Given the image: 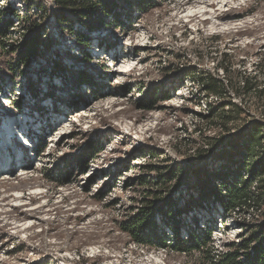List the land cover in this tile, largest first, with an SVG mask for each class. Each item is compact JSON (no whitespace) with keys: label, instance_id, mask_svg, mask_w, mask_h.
Instances as JSON below:
<instances>
[{"label":"rangeland","instance_id":"374dc122","mask_svg":"<svg viewBox=\"0 0 264 264\" xmlns=\"http://www.w3.org/2000/svg\"><path fill=\"white\" fill-rule=\"evenodd\" d=\"M202 1H151L144 11L127 20L124 16V28L86 26L78 20L80 31L94 44L87 49L91 60L75 58L74 72L66 68L65 73L68 81L71 74L75 77L74 83L90 73L91 85H71L70 100H81L75 108L83 111L66 103L69 85H54L60 102L55 109L62 117L50 131H43L46 136L41 135L37 147L41 152L34 157L28 151L35 167L27 178L15 177L14 169L12 179H0V264L202 263L198 251L185 254L139 245L122 229L142 205L158 200L152 190L174 194L184 204L195 191L193 174L177 170L220 168L222 145L230 135H246L254 122L264 123V99L252 93L235 95L230 87L222 95L225 75L232 82L227 85L237 86L240 72L255 74L258 62H264V0H230L218 16L222 24L217 29L212 19L184 17L189 6ZM211 7L216 9V3ZM92 32L111 39L99 42L106 50L110 47L113 61L98 59L101 51ZM15 58L0 42V74L15 86H30L33 74L14 66ZM119 60L126 65L123 77L114 72ZM77 67L84 72L77 74ZM222 67L228 69L225 74ZM40 70L35 79L47 78ZM206 78L208 83L220 81L218 98L201 92ZM231 100L238 107L227 104ZM146 102L154 107L146 111ZM64 123L69 132L61 135ZM207 147L220 150L202 160L197 152ZM0 160L4 178L9 167L2 156ZM146 165L157 168L150 171ZM160 175L167 183L157 182ZM142 176L149 183L143 185ZM156 220L160 230L171 234L161 216ZM181 221L182 236L191 228H213L210 244L215 252H223L241 235L247 237L250 227L264 224V205L227 214L210 199Z\"/></svg>","mask_w":264,"mask_h":264},{"label":"trees","instance_id":"16d2710c","mask_svg":"<svg viewBox=\"0 0 264 264\" xmlns=\"http://www.w3.org/2000/svg\"><path fill=\"white\" fill-rule=\"evenodd\" d=\"M27 1L34 2L35 0ZM116 1L57 0L59 6L57 22L62 28H67L75 33L78 40L86 45L88 44L86 35L79 31H74L72 20L68 14L72 13L80 19H93L94 23L103 24L104 21L99 15L114 13ZM143 3H146V1H140V4ZM117 17L114 22L120 24L121 21ZM29 22L30 29L33 31L29 38L20 46L18 63H27L30 57L36 55L40 47L46 43L44 34H46L47 27L38 24L33 17L29 18ZM84 22L89 26L92 25L89 20L84 19ZM8 24L9 22H4L0 26V35L7 34L9 30ZM2 42L5 44V41ZM13 50L16 49L13 47ZM226 55L227 53H225ZM263 63L258 62L257 68L260 71L255 74L240 72L241 81L237 86L227 85L228 83L232 84V82L229 79H224L227 76L225 75L222 78V95H227V88L230 87L235 90V95L252 93L257 95L259 99H264ZM222 71L225 74V71H228L227 67H222ZM82 77L85 78V75H82ZM207 79L202 80L201 92L218 97V90L221 85H216V83L220 84V81L216 80V83H208ZM73 84L76 85L75 83ZM225 104L224 102L222 105ZM227 104L238 107L232 100ZM153 107V102H146V104L142 105V108L146 111L151 110ZM263 130L264 123L256 121L251 125L248 134L244 135L240 132L230 135L229 140L222 145V165L216 170H207L206 167L202 166L191 169H178L176 174L183 172L187 175V172L193 174L195 191L189 194V198L185 199L184 204L181 205L180 200L174 194H163L159 190H152L150 194H154L158 200L152 199L142 205L128 221L123 223V231L127 232L133 242L139 245L171 249L185 254H192V252L198 251L201 254V264H264V224L250 227L247 237L241 235L237 242L230 243L228 249L223 252H215V247L210 244L212 242L211 236L214 232L213 228L200 230L191 228L187 236H182L181 234L183 215L187 216L188 212L193 209L202 208L210 199L220 204L227 214L255 207L261 208L264 205ZM208 148L200 149L197 152V156L203 160L213 151ZM219 150L213 151V155ZM146 168L151 171L157 167L146 165ZM189 177L187 178L189 179ZM141 180L143 185L149 183L147 177L142 176ZM156 180H158L159 184L167 183V181L162 179L161 175ZM180 180L181 178L175 185L177 188L181 184ZM144 200H147V198ZM157 216H161V221L169 225L172 231L171 234H168L165 229L161 228L160 230L161 224L157 222Z\"/></svg>","mask_w":264,"mask_h":264},{"label":"built area","instance_id":"2783aa9c","mask_svg":"<svg viewBox=\"0 0 264 264\" xmlns=\"http://www.w3.org/2000/svg\"><path fill=\"white\" fill-rule=\"evenodd\" d=\"M140 1H146V3L140 4ZM151 1L156 2V0H117L116 6L114 7L115 14L111 13L107 15H99L104 21L103 24L99 22L94 23L93 19H84L89 20V22L92 24L91 26L101 27L102 25H105V27H107L109 25H114L124 28V16H127V20L131 17L132 13L137 11H144V9L150 5ZM58 11L59 6L57 0H35L34 2H28L27 0H0V26H2L4 22H9V30L6 35H0V42L5 41V46L7 47V49L12 50V53L15 54L16 58L15 60H12L14 66H18L19 68H21V70L26 68L24 72L27 73V75L33 74L31 77L32 83L30 84V86H27L28 84L25 83H22L20 86H15L13 82H7L8 80L6 78H9V76L0 74V119L1 121H3V125L5 124V122H7L8 126V124L13 123L14 121L18 120L17 122L20 123L27 118H31L29 116H26V114L29 111V105L31 103H34L35 105L33 106V108L34 110H36L35 116L40 118H32V121H36V124H40L39 126H36L37 131H39L40 134L38 135V138H40L41 135L45 137L46 133L49 131L47 130L46 133H43L44 130L39 129V127H41L42 120H46L49 117L51 120L57 118V121H61V119L58 120L59 114L54 112V110L50 113H47L46 111H38L42 103L46 104L47 106H51L50 108H53L54 103H56L57 105H60V103L58 101H52L50 99L52 96H47L45 100L39 101L41 99L39 91L40 79H38V77L35 79V76L41 73L40 69H44L43 73L48 75L47 78H52L50 84L53 87L54 85H69L67 74L65 73L66 68H70L72 72H74V68L75 66H77V63L74 59H78V57L83 56L84 60H91L89 58L90 54L88 53L87 49L91 46H94V44L86 34L85 35L88 39V44L85 45L78 40L75 33L71 32L67 28H62L57 22ZM68 16L72 20L74 31L83 33L79 29L81 26H77V24H79L78 20L81 21L84 25L89 26L84 22L83 18L80 19L72 13H69ZM116 16H118L117 18L120 19V24H116V22H114ZM30 17L35 18L38 24H42L47 27L46 34H44V40L46 41V43L45 45H42L40 47L39 52L36 55L30 57L27 63H18L17 54H19L20 52V46L29 38L33 31L30 29ZM91 35L92 39L94 38V40H98L97 42H95L96 46L100 49L99 51H101V53L98 55V59H111L113 61L111 50L108 49L110 47L108 46L106 50L104 46L99 42L105 41V43H109V40L111 39L104 38L105 35L101 34L100 32H92ZM112 39L116 40L115 38ZM13 47L16 50H13ZM82 47H84L85 49H83ZM83 72L84 70L82 71L78 69L77 74ZM71 76L72 79L75 78L72 74ZM41 77H43V75ZM89 78H91L90 73H85V78L78 77V81L75 84H79L80 87H83L84 85H91L90 82H88L90 81ZM7 88L10 89L7 90ZM26 100H28V102ZM47 100H51V102L46 103ZM52 102L53 104H51ZM80 102L81 100H78L72 102L71 104L75 105L76 103L79 104ZM72 111L68 113L72 114ZM68 113L66 115H68ZM9 115H12V117H9ZM14 132L15 133H13V136H16V139L18 138L20 141L22 140L21 143L23 141H27L26 144L22 143L27 145L26 147L22 146L21 144L20 146L25 148L27 151H33L34 157L41 152H38V149H32L34 143L32 142L31 137H29L28 134L24 132V130L15 129ZM36 142L40 143L41 139L40 141H37L36 139ZM1 143L2 141H0V144ZM20 168V165L19 167L14 168L16 169V172L18 171L17 174L20 173ZM24 173L25 171L21 172V174ZM13 174L4 178H1L0 176V179L13 178ZM17 174H15V177L17 176Z\"/></svg>","mask_w":264,"mask_h":264},{"label":"bare ground","instance_id":"6f19581e","mask_svg":"<svg viewBox=\"0 0 264 264\" xmlns=\"http://www.w3.org/2000/svg\"><path fill=\"white\" fill-rule=\"evenodd\" d=\"M229 2H230V0H208V1L203 0L202 2L198 3V5L189 6L185 11L184 17H186V18L202 17L203 20L212 19V20H214L212 23V27L217 29V27L222 24V20L218 16L220 14L222 15V12L224 11V10L222 11V9L226 8L228 6ZM213 3H216V5H217L216 9L211 7V5ZM220 28H222V27H220ZM124 66H126V65H124ZM124 66L120 60L117 61V65L115 66L114 72L119 77H121V76L123 77L125 75ZM93 78H95V77H93ZM51 79L52 78H46V79L40 80L39 91H40L41 99L39 101L45 100L47 96H52L53 98H55L58 101V97L56 95L58 91L50 84ZM72 83H74V82L69 81V86L67 87L69 89L67 92H65L64 98H65V101L68 104V106H70L71 108H75V105H77V103L75 105L72 104L73 106H71V104H70L74 101H77V99L76 100H70V96L72 97L71 92L73 91V88L71 87ZM67 88H66V90H67ZM75 90H77V88ZM73 97H75V96H73ZM68 98H69V100L67 101ZM26 101L28 102V100H26ZM34 105H35L34 103H31L29 105V111L26 114V116H29L31 118H27L26 120L21 121L20 123H18L17 122L18 120H17V121H14L13 123L8 124V126H7V122H5V124L3 125V121H1V119H0V141H2V143L0 144V156H2V158L5 160L6 164L8 163L7 165L9 167V169H8L7 175H12L13 174L12 170H14V168L16 166L20 165V167H21L19 169L20 173L17 174V178H19V179L27 178L28 173L31 172L35 166H34L32 159L28 156V151L25 148L20 146V144H21L22 146L26 147L27 145H25V144L27 141H25V142L23 141L22 143H25V144H22L21 143L22 140L20 141L18 138L16 139V136H13V133H15L14 132L15 129L16 130L17 129L24 130V132L26 134H28L29 137H31L32 142L34 143V146L32 149L37 150L38 143L36 142V139H37V141H40V139H42V137L38 138L37 128H32L29 125V123H30L32 126H34L36 124V121H32V118H38L35 116L36 110H34V108H33ZM50 107L51 106H47L46 104L42 103V105L38 111H46L47 113H50L51 111L54 110V112H56L57 109H55V107H58V106L56 103H54L53 108H50ZM9 117H12V115H9ZM59 117H62V115H59ZM38 119H40V118H38ZM56 122H57V118H54L51 120L49 117L48 119L41 121V127H39V129H41V130L43 129L44 131H47V130L50 131L51 127L54 126ZM67 124L68 123H64L59 128L61 130L60 131L61 135H64V134L69 132V130L68 131L66 130V127H68ZM53 141L54 140H51V142H53ZM14 156H15L16 160H14ZM23 171H25V173L21 174V172H23ZM31 193H36V190H33ZM19 197H22V196H18L17 198H19ZM15 206H17V205H15ZM31 209H34V208L32 207Z\"/></svg>","mask_w":264,"mask_h":264}]
</instances>
